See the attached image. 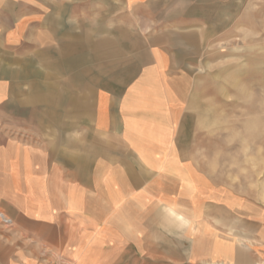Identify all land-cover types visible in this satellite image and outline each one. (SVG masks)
Returning a JSON list of instances; mask_svg holds the SVG:
<instances>
[{
  "label": "crops",
  "instance_id": "0c3cea01",
  "mask_svg": "<svg viewBox=\"0 0 264 264\" xmlns=\"http://www.w3.org/2000/svg\"><path fill=\"white\" fill-rule=\"evenodd\" d=\"M208 1L0 0V102L40 131L0 134L14 221L0 225V264H264L238 227L225 234L226 213L259 233L264 212L212 181L189 80L172 70L173 42L199 39L186 28ZM29 85L40 94L23 99Z\"/></svg>",
  "mask_w": 264,
  "mask_h": 264
},
{
  "label": "rangeland",
  "instance_id": "374dc122",
  "mask_svg": "<svg viewBox=\"0 0 264 264\" xmlns=\"http://www.w3.org/2000/svg\"><path fill=\"white\" fill-rule=\"evenodd\" d=\"M208 3L210 7L192 10L201 21L186 28L199 39L187 40L184 46L172 41L176 50L169 51L172 70L189 80L187 95L193 102L194 127L202 130L203 145L208 144L212 181L264 212V0H209ZM133 54L129 51L130 62L134 61ZM32 55L17 54V68L21 69L20 60L30 62ZM21 89L23 99L31 93L34 98L40 94V89L30 85ZM49 94L57 95V89L49 88ZM90 97L91 89L82 88V111L88 110ZM6 100L0 102V134L24 133L22 128L27 122L40 132L39 120L22 119L24 116L19 113H24L23 109H13L11 114ZM28 107L40 111L41 105L34 103ZM200 115L203 121L201 124L197 121V125L195 119ZM212 210L211 207L210 212L216 213ZM224 218L226 223H232L225 224L226 235L233 226L241 230L240 243L236 242L241 247L255 241L259 249H264L258 241H264V231L258 233L257 226L243 216L235 218L226 213ZM0 225L4 230L14 228L3 225L1 220ZM244 251L251 256L249 250ZM260 255L264 257V251Z\"/></svg>",
  "mask_w": 264,
  "mask_h": 264
},
{
  "label": "built area",
  "instance_id": "2783aa9c",
  "mask_svg": "<svg viewBox=\"0 0 264 264\" xmlns=\"http://www.w3.org/2000/svg\"><path fill=\"white\" fill-rule=\"evenodd\" d=\"M0 220L3 225L9 226V227L14 225L13 219L1 209H0ZM53 264H71V263L59 262V263H53Z\"/></svg>",
  "mask_w": 264,
  "mask_h": 264
},
{
  "label": "bare ground",
  "instance_id": "6f19581e",
  "mask_svg": "<svg viewBox=\"0 0 264 264\" xmlns=\"http://www.w3.org/2000/svg\"><path fill=\"white\" fill-rule=\"evenodd\" d=\"M255 126H257V123L255 124ZM201 130V129H200Z\"/></svg>",
  "mask_w": 264,
  "mask_h": 264
}]
</instances>
